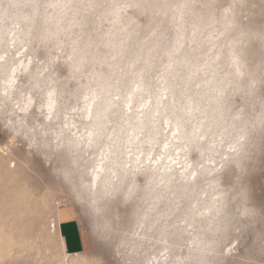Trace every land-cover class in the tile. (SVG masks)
<instances>
[{
    "label": "rangeland",
    "instance_id": "obj_1",
    "mask_svg": "<svg viewBox=\"0 0 264 264\" xmlns=\"http://www.w3.org/2000/svg\"><path fill=\"white\" fill-rule=\"evenodd\" d=\"M0 264H264V0H0Z\"/></svg>",
    "mask_w": 264,
    "mask_h": 264
},
{
    "label": "crops",
    "instance_id": "obj_2",
    "mask_svg": "<svg viewBox=\"0 0 264 264\" xmlns=\"http://www.w3.org/2000/svg\"><path fill=\"white\" fill-rule=\"evenodd\" d=\"M72 220V217L61 218L58 220V231L62 238V244L65 250L67 246L70 249H75L77 246L74 241L76 232Z\"/></svg>",
    "mask_w": 264,
    "mask_h": 264
},
{
    "label": "bare ground",
    "instance_id": "obj_3",
    "mask_svg": "<svg viewBox=\"0 0 264 264\" xmlns=\"http://www.w3.org/2000/svg\"><path fill=\"white\" fill-rule=\"evenodd\" d=\"M16 71V70H15ZM11 75H12V73H11ZM10 78V77H9ZM13 78V77H12ZM51 98L49 97V99H48V101H47V107H50L51 106ZM88 107V106H87ZM86 113H87V111H86ZM175 130V129H174ZM169 156V155H168Z\"/></svg>",
    "mask_w": 264,
    "mask_h": 264
}]
</instances>
